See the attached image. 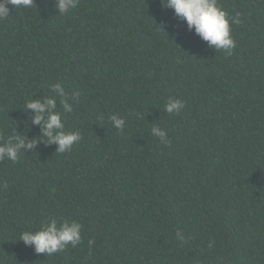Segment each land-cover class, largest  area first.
Wrapping results in <instances>:
<instances>
[{
	"label": "trees",
	"instance_id": "obj_1",
	"mask_svg": "<svg viewBox=\"0 0 264 264\" xmlns=\"http://www.w3.org/2000/svg\"><path fill=\"white\" fill-rule=\"evenodd\" d=\"M218 3L240 13L230 55L164 0L8 6L0 142L37 143L0 161V264H264V0ZM57 82L72 105L57 97L64 130L81 134L63 153L25 109ZM170 97L180 112L164 111ZM49 217L81 223L82 242L47 256L18 240Z\"/></svg>",
	"mask_w": 264,
	"mask_h": 264
},
{
	"label": "clouds",
	"instance_id": "obj_2",
	"mask_svg": "<svg viewBox=\"0 0 264 264\" xmlns=\"http://www.w3.org/2000/svg\"><path fill=\"white\" fill-rule=\"evenodd\" d=\"M79 0H53V8L57 10V15L65 14L71 9L77 7ZM165 6L174 9L175 14L186 21L189 30L194 29L203 40L208 42L209 47L216 51H224L231 54L236 46V42L231 35L230 21L232 24H239L240 13L230 16L218 0H164ZM9 5L18 9H30L35 5V0H0V20L9 17ZM54 96H46L44 101L31 99L26 102L25 109L34 111L31 122L41 126L43 137L48 138L47 143L58 145L56 152L63 153L70 151L74 144L81 139L78 131H65L60 112L57 111L56 100L60 98L61 105L65 112L72 111V105L69 103L68 96L60 82L50 86ZM79 93L74 92L72 98H78ZM183 100L170 97L164 106V111L168 114L180 112L184 108ZM113 126L123 131L125 119L116 114L109 116ZM151 134L159 137L162 143H170L167 132L158 124L151 129ZM37 142L27 140L21 135H13L3 142H0V161L8 159L16 162L22 152L32 150ZM82 224L76 220H60L55 217H49L44 220L42 226L35 232L26 230L20 234L18 240L23 241L25 245L32 246L36 253H46L47 256L63 251L66 245L71 244L75 248L82 242L81 236ZM180 241L185 237L180 232L176 233ZM94 243L89 240L88 244Z\"/></svg>",
	"mask_w": 264,
	"mask_h": 264
}]
</instances>
